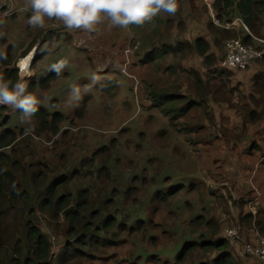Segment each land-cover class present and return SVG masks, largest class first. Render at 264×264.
Instances as JSON below:
<instances>
[{"label":"rangeland","instance_id":"rangeland-1","mask_svg":"<svg viewBox=\"0 0 264 264\" xmlns=\"http://www.w3.org/2000/svg\"><path fill=\"white\" fill-rule=\"evenodd\" d=\"M14 1L0 26V52L10 67L18 68L20 60L28 66L33 58L28 77L18 69V79L62 121L56 131L35 117L24 124L11 107H0V132L8 128L16 135L0 152L28 192L25 200L10 187L3 194L0 264H31L30 223L51 244L45 264H212L219 250L204 244L224 239L231 227L241 239L225 251L232 250L237 264H254L238 247L254 239L255 228L264 234V185L258 180L264 174V77L243 91L241 83L232 86L233 78L215 72L208 87H197L206 100L193 106L189 88L182 100L178 95L194 76L182 67L189 63L174 57V31L163 13L127 29L106 19L92 33L68 30L55 19L33 29L26 24L27 0ZM219 1L223 15L208 26L215 50L208 63L237 79V70L223 63L224 41L264 40V0L253 3L257 33L244 29L239 0H213ZM161 47L168 49L167 61L147 59ZM5 59L0 78L8 80ZM59 59L68 67L57 76L47 68ZM98 69L101 81L92 87L88 76ZM73 84L82 92L85 85L90 89L79 102L69 98ZM168 93L175 98L165 99ZM13 160L21 165L11 166ZM256 168H263L258 176ZM53 182L57 195L47 202ZM80 191H86L87 203L73 224L65 209L75 208ZM61 195L69 205L58 213L53 204ZM188 245L185 258L178 259ZM66 246L76 254L61 260Z\"/></svg>","mask_w":264,"mask_h":264},{"label":"clouds","instance_id":"clouds-1","mask_svg":"<svg viewBox=\"0 0 264 264\" xmlns=\"http://www.w3.org/2000/svg\"><path fill=\"white\" fill-rule=\"evenodd\" d=\"M27 6L30 14L26 18V24L33 29L44 28L47 20L55 19L61 21L68 30L92 33L105 19L114 27L127 29L130 25L143 26L159 13L174 15L178 0H27ZM2 59H5V54L0 52V60ZM17 67L21 71H27L24 61H19ZM67 67V60L59 59L47 70L59 76ZM102 70L98 69L88 76L92 87L100 84L101 76L98 73ZM68 92L73 102H79L90 89L85 85L82 92L79 84H73ZM0 105L11 107L20 114V121L27 124L38 111L41 101L37 95L28 91L23 79L13 83L0 78Z\"/></svg>","mask_w":264,"mask_h":264},{"label":"crops","instance_id":"crops-1","mask_svg":"<svg viewBox=\"0 0 264 264\" xmlns=\"http://www.w3.org/2000/svg\"><path fill=\"white\" fill-rule=\"evenodd\" d=\"M183 3V8L181 10H177L174 15H169L167 13H163V16L166 18L167 23L172 27L174 31L175 40L172 42L174 47L173 51H177L174 57L179 58V62H187L189 64H183V69H187L193 72L194 78L189 79L183 85L178 88V92L181 96V100L184 96L187 95L186 89L189 88L191 90L192 98L190 105H198V103L206 100V96H203L201 92L198 90V86H207L208 82L207 79H211L215 76L216 73H223L226 75L228 79H232V86H234L237 81L242 84L243 91H248L250 86L253 83H259V78L264 77V61L262 62H254L246 69L237 70V73L234 75H227L226 73L214 70L213 67L210 66L203 55H201L196 46L195 41L198 38H204L209 44V51L208 53H214L215 50L212 48V44L209 40V31L208 26L209 22L212 20L214 22L219 21L216 17L219 14V10L215 6V2L213 0H179ZM0 6H3L2 12H0V19L3 20L6 18L8 13L11 11L12 7H15L14 0H0ZM6 7V8H4ZM204 8L206 10H204ZM160 14V13H159ZM158 14V15H159ZM238 18V17H237ZM1 23V25L3 24ZM0 25V26H1ZM245 29V28H244ZM177 42V43H176ZM165 44V43H163ZM177 44L180 46H177ZM169 45V44H167ZM188 50L189 53H185ZM168 53V49L166 48H157L152 50L150 54H147V59L150 58L151 60H160L164 57L165 61H167L165 55ZM169 61V60H168ZM219 65L222 66V60H220ZM192 67V68H190ZM181 83V80H180ZM231 86V87H232ZM197 89V91H196ZM252 89H255L252 87ZM252 91V90H251ZM255 93V92H253ZM168 97L165 98L167 100H172L175 98L176 93H168ZM258 97L261 96V93L257 92ZM264 136V134L262 135ZM260 139V138H259ZM260 142V148L264 151V139ZM252 144L251 147H253ZM260 163H264V160L261 159ZM256 175L258 176L259 173L263 172V168H256L255 169ZM259 181L264 185V174L260 175L258 178ZM253 232V230H252ZM254 258V257H252ZM254 264L258 263V259L254 258L252 260Z\"/></svg>","mask_w":264,"mask_h":264},{"label":"trees","instance_id":"trees-1","mask_svg":"<svg viewBox=\"0 0 264 264\" xmlns=\"http://www.w3.org/2000/svg\"><path fill=\"white\" fill-rule=\"evenodd\" d=\"M257 0H239L236 9L239 11L241 18L244 20V22L247 24L250 29H252L254 32L257 33L256 25L254 24V21L252 17L254 16L253 11V3ZM219 2H215V6L219 10V14L217 15L219 19L222 17L221 8L219 6ZM227 6H231L230 4H227ZM3 23V20L0 19V25ZM195 46L198 50V52L205 57V60L208 62L210 59L209 51V44L204 38H198L195 41ZM34 46V45H33ZM6 69L5 73L8 76V80L11 82H15L18 80V68L16 67H10L11 63L9 60H4ZM52 77L53 74L48 75L42 79V82H44L47 77ZM38 123L41 125H45L46 127L51 128L52 130H57L59 123L62 121V114L60 113H53L52 115L49 114V111L45 107H38V111L34 114V116ZM50 118V119H49ZM5 121V120H4ZM16 140V135L12 132L11 129L5 128L0 132V149L10 146L14 141ZM5 154L3 152H0V224L2 220V216L4 214L3 210L1 209V200L3 197V194L7 191V189L10 187V191L13 195H19L24 200L28 197V192L26 190H23L21 187V184L18 183L15 179L13 171L10 169L8 162L4 158ZM20 166L21 163L17 160H13L11 163V166ZM21 169V168H16ZM57 184L56 182H53L49 188H48V194L50 199L47 200V202H50L53 200L57 195ZM79 200L75 204V208L67 210L65 209V216L70 219L71 223H76L78 218H76V215L82 211V209L85 207V204L87 203V196L86 191H80L78 193ZM69 205V200L63 195L58 197L56 201L54 202L53 206L55 209L60 211V209L67 208ZM109 225V220H106L105 227ZM74 226L70 227L69 230L73 229ZM1 228V226H0ZM75 231V228L74 230ZM73 231H70V234H72ZM26 240L29 244L33 245L32 249V260L31 264H45L48 258L52 254V247L49 242V240L46 238V236L41 232V230L33 225L29 224L27 226V233H26ZM229 242L224 238L220 240H216L213 242H208L207 244H204L208 248H215L219 250L218 257L212 264H237L232 257V250L231 251H225L227 249V246ZM191 246H186L178 255V259L183 260L185 258V252L186 249H189ZM70 254L74 255L76 254L74 250H71L69 246H66L64 248L62 259H65V255ZM206 264V263H202Z\"/></svg>","mask_w":264,"mask_h":264},{"label":"built area","instance_id":"built-area-1","mask_svg":"<svg viewBox=\"0 0 264 264\" xmlns=\"http://www.w3.org/2000/svg\"><path fill=\"white\" fill-rule=\"evenodd\" d=\"M2 7V6H0ZM243 27L250 33L249 27L243 23ZM258 43H250L237 36L225 39V53L223 63L226 67L235 70H242L249 67L252 63L264 59V40L257 39ZM20 75L21 70H20ZM24 76L26 74H23ZM28 77V73L25 78ZM3 105H0V107ZM254 230V239L241 244L238 247V254L242 257L250 256L258 259L257 264H264V234L260 230ZM225 239L229 244L240 242L241 234L237 227H231L225 231Z\"/></svg>","mask_w":264,"mask_h":264},{"label":"bare ground","instance_id":"bare-ground-1","mask_svg":"<svg viewBox=\"0 0 264 264\" xmlns=\"http://www.w3.org/2000/svg\"><path fill=\"white\" fill-rule=\"evenodd\" d=\"M25 58H23V59H25ZM32 59H31V61H32ZM20 61H22V60H20ZM31 61H30V63H28V66L26 65L27 66V71H21V74H27V73L29 74L30 73V67H31V64H32Z\"/></svg>","mask_w":264,"mask_h":264}]
</instances>
